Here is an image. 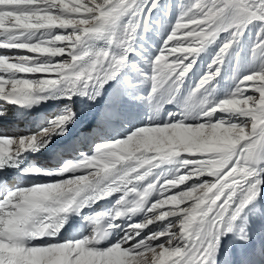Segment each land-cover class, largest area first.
<instances>
[{"label": "snow or ice", "instance_id": "obj_1", "mask_svg": "<svg viewBox=\"0 0 264 264\" xmlns=\"http://www.w3.org/2000/svg\"><path fill=\"white\" fill-rule=\"evenodd\" d=\"M158 7L160 0H0V101L31 105L57 89L65 99L89 89L99 95L126 66L138 29ZM177 7L153 57L150 99L176 101L200 53L228 34L185 98L182 118L171 114L168 122L97 144L56 173L63 179L7 191L0 199V264H215L220 238L264 191V0H181ZM98 40L107 46L93 49ZM229 59L250 70L213 101ZM196 110V122H188ZM74 117H57L39 135L0 136V171L47 147ZM169 163L176 167L161 171ZM25 172L52 175L35 166ZM93 181L94 191H82ZM114 195L111 208L87 217L89 235L32 243L59 234L68 214ZM136 215L143 220L101 246L120 227L109 221ZM154 224L163 227L153 231Z\"/></svg>", "mask_w": 264, "mask_h": 264}, {"label": "rangeland", "instance_id": "obj_2", "mask_svg": "<svg viewBox=\"0 0 264 264\" xmlns=\"http://www.w3.org/2000/svg\"><path fill=\"white\" fill-rule=\"evenodd\" d=\"M180 2L181 0H160V7H158L153 12L151 21L148 24L144 25L141 29V36H139L136 45L137 55L133 57V61H135V67L146 69V72L144 73L146 76L151 77L154 74L153 57L160 50L159 46L163 44L167 35L172 30L177 17L180 15L181 9L177 7ZM169 5H171V9H169ZM227 35V33H222L218 40L210 44L205 51L200 53L198 63L189 74L190 76L195 77L194 79H192L193 81H189L190 83L194 82L200 73L202 74H200L199 79L208 71V65L211 63L213 57L217 54L219 47L221 46ZM157 42H160V44H157ZM241 43L245 44L246 41L242 40ZM249 70V64L241 63L238 66L234 59H229L224 66V70L222 71L221 76L218 77L214 82V91L212 92L213 94H211L210 97L218 99L220 96L221 98L219 99V101L226 98L229 93L234 91L237 81L244 75H246ZM202 71L205 72L203 73ZM122 80V82H125L127 80V77L124 76ZM190 83H188V85L185 87H188L187 89H185L186 91H184L185 97L188 96L190 90L195 87L197 82L192 85H190ZM184 92H182V94ZM210 99L212 100V98ZM69 103H71V100H69L67 106L69 105ZM192 120L193 122L195 121L193 115H191V118L188 121ZM164 223L166 224L167 222ZM161 227H163V225L160 226L156 224V226H152L151 228L153 231H156L160 230ZM223 240L225 239L223 238Z\"/></svg>", "mask_w": 264, "mask_h": 264}, {"label": "bare ground", "instance_id": "obj_3", "mask_svg": "<svg viewBox=\"0 0 264 264\" xmlns=\"http://www.w3.org/2000/svg\"><path fill=\"white\" fill-rule=\"evenodd\" d=\"M138 37H139V35H138ZM90 46L93 49H99V48L106 47L107 44H106V41L98 40V41L91 42ZM126 73H128V69L123 67L121 69V71L118 73L117 76H119V78L121 80V79H123L124 76H126ZM39 75L40 74H37V76H39ZM194 78H195L194 76H190L189 75V77H188V79H187V81L185 83L183 92L185 91V89H186L185 87L188 85V83H190L189 81H193L192 79H194ZM114 89H117L121 93L120 97H122L123 94H126L129 91H131L130 82L128 81V79L125 82H122V83L118 82V83H116ZM119 92H115L116 95H118ZM54 93H58V96L55 99V103L57 101L59 103L60 102L59 101L60 98L63 99V100L65 99L64 98V93L61 92L58 89L49 91L47 95H51V94H54ZM77 95L78 94L73 95L72 98L69 99V100H71V103H69L68 106L71 107V110H65L64 109L62 111V113L59 115V116H61V115L66 114V113H75L74 119L71 121V123H68L67 126H74V125L78 124L79 122H81V120H82L81 111L86 108L84 100L81 97L77 96ZM10 104L11 103H5L4 101H0V111L3 112V115H0V120L3 121V122H0V136H16V137L25 136L26 137V136H31V135H39V133L42 131V130H38V128L40 126H36V127L31 126L30 127L26 123L19 122V121H22V120H19L21 112L19 110H17V109H11L10 108L11 107ZM73 106H74V108H73ZM3 107H5L7 109L6 110H2ZM75 107H76V110H75ZM20 109L25 111L26 106H20ZM26 116L30 117V119H32L35 116V119H32V120H36L38 118L34 114L33 115L28 114ZM59 116H57V117H59ZM57 117H55V119ZM181 117H182V115H181ZM190 118H191V115H189V120H190ZM135 120L138 121L139 118H135ZM94 122H95V125H96L97 122L96 121H94ZM85 125H87V122L85 123ZM84 136H86V135H84ZM100 138H103V139H100L98 141V144H100L102 142H109L104 137H100ZM169 164L163 165L162 169L164 167H166L167 165H169ZM261 194L262 193L260 192L258 197L253 201L252 204H255L258 201V198L261 196ZM252 204H250V206ZM252 207L253 206H251L250 208H252ZM242 215H244V214H242ZM249 215L251 216V219H250L251 223H250V225L247 224L248 227H246L243 232H241V230H240V227H239L240 223L236 221V222H234L233 231L231 233L230 232H226V234H224L220 238V240H219V250H218L216 256L214 257L215 264H231L232 260H231L230 255L231 256H235L238 253H239L238 254L239 255L238 258H239V260L241 262H244V261H247V260L249 261V263L251 262V259H253V254L250 253V252H248V253L245 252V251L243 252V244H244V240L246 238H242V237L246 236L248 234L247 237L250 236V237L258 239L259 237H263L264 233H262L263 232L262 229L260 230V228L263 227L262 218L261 217L260 218L254 217L252 214H249ZM247 217H248V213L243 216L244 219H247ZM140 218H141V215H136L131 220H127L126 219L124 222H122L120 224V228H122L126 224L128 225L130 223H134V220L140 219ZM245 225H246V223H245ZM152 226H156V224H154ZM122 235H123V233H122ZM223 238L225 240H223ZM233 245H234V248H235L236 251L232 250V252L229 254V251L227 249H228V247L233 249ZM227 254H228V256H227Z\"/></svg>", "mask_w": 264, "mask_h": 264}, {"label": "clouds", "instance_id": "obj_4", "mask_svg": "<svg viewBox=\"0 0 264 264\" xmlns=\"http://www.w3.org/2000/svg\"><path fill=\"white\" fill-rule=\"evenodd\" d=\"M202 174H203V173H201V175H202ZM188 178H191V177H188ZM183 179H185V178H181V180H183ZM98 183H99L98 181H93V182L90 183L87 187H85L84 189H82V191L87 192L89 188H91V189L94 191L95 187L98 186ZM168 183H175V182H174V181H169ZM205 183H207V182H205ZM176 186H178V184H176ZM86 198H87V197H86ZM118 216H119V214H118ZM117 218H118V217H117ZM109 227H119V225H113V224L109 221ZM94 230H95V229H94ZM110 234H111V233H108L107 237L102 238V240L105 239V238H108V237L110 236Z\"/></svg>", "mask_w": 264, "mask_h": 264}]
</instances>
